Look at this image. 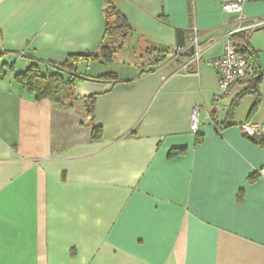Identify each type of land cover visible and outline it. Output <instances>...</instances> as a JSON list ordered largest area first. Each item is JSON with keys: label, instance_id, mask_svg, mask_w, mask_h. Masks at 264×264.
Returning a JSON list of instances; mask_svg holds the SVG:
<instances>
[{"label": "crops", "instance_id": "0c3cea01", "mask_svg": "<svg viewBox=\"0 0 264 264\" xmlns=\"http://www.w3.org/2000/svg\"><path fill=\"white\" fill-rule=\"evenodd\" d=\"M227 1L0 0V264H264V133L240 131L264 127V27L236 37L257 58L258 93L252 79L235 84L219 127L209 119L210 62L237 27ZM109 2L165 61L80 62L71 103L37 101L17 75L96 52ZM243 15L264 18V1Z\"/></svg>", "mask_w": 264, "mask_h": 264}, {"label": "trees", "instance_id": "16d2710c", "mask_svg": "<svg viewBox=\"0 0 264 264\" xmlns=\"http://www.w3.org/2000/svg\"><path fill=\"white\" fill-rule=\"evenodd\" d=\"M105 22L106 31L104 39L99 47L100 53L93 52L83 56H71L67 63L63 66L55 67L57 73L46 74L41 71L38 65H32L25 73L17 75V81L23 85L27 91L32 94L37 101H42L48 99L59 106H66L74 100L73 90L76 83L81 79L75 74V66L80 62L87 63H97L103 66H111L116 62L115 48L122 47L130 36H134V31L132 30L127 18L117 9V7L109 2L105 11ZM243 48L237 45L239 51L242 54H249L250 58L255 65L256 76L253 81H255L253 93H258L257 89L262 81H256L257 77L260 75L259 66L257 64V58L254 54L248 51V43L245 40ZM247 45V46H246ZM157 51L156 56L152 62V67H158L163 63L169 54L168 51H162L155 49ZM145 72V70H143ZM63 74L69 75V79H65ZM3 75L0 73V79ZM103 79L115 80L114 76H107ZM95 98H91V106L88 111L92 114L93 103ZM218 118L214 115L212 116V122L214 126L219 127L220 123ZM101 136L100 129H95L93 134V139H98ZM180 153V150H175L171 152L170 156H176ZM255 176H259L256 174Z\"/></svg>", "mask_w": 264, "mask_h": 264}, {"label": "built area", "instance_id": "2783aa9c", "mask_svg": "<svg viewBox=\"0 0 264 264\" xmlns=\"http://www.w3.org/2000/svg\"><path fill=\"white\" fill-rule=\"evenodd\" d=\"M260 1L264 0H228L223 4V12L236 16L237 27L230 31L226 37L223 56L210 62V66L218 75V91L213 99V113L217 118L220 117L223 100L229 96L231 88L245 79H254L256 76L254 62L248 55L242 54L239 51L236 37L239 34L264 27V18L247 21L243 15L247 3ZM192 46L196 49L192 63H199L201 61V54L197 30H195ZM186 52L187 50L184 47H178L174 50V55L181 56ZM199 116L200 108H195L192 113L191 124V130L194 133H198L200 130ZM209 119L212 121L210 117ZM240 131L243 136L253 138L264 133V127L261 124L245 123L240 126ZM258 175L264 179V169L259 171Z\"/></svg>", "mask_w": 264, "mask_h": 264}, {"label": "rangeland", "instance_id": "374dc122", "mask_svg": "<svg viewBox=\"0 0 264 264\" xmlns=\"http://www.w3.org/2000/svg\"><path fill=\"white\" fill-rule=\"evenodd\" d=\"M260 44L264 47L263 36ZM155 49L153 46L138 40L135 36H130L121 48L118 45L115 48L116 62L113 68L118 71L124 66L137 63L140 65L141 70L149 71L157 53ZM96 52L100 53L101 51L97 50Z\"/></svg>", "mask_w": 264, "mask_h": 264}, {"label": "water", "instance_id": "95a60500", "mask_svg": "<svg viewBox=\"0 0 264 264\" xmlns=\"http://www.w3.org/2000/svg\"><path fill=\"white\" fill-rule=\"evenodd\" d=\"M256 81H263V75H262V72H261L260 75L257 77Z\"/></svg>", "mask_w": 264, "mask_h": 264}]
</instances>
